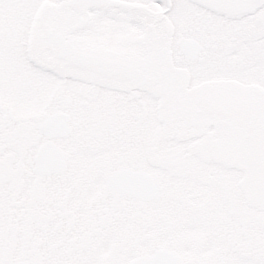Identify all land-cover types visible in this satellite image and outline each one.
I'll return each instance as SVG.
<instances>
[{"label": "snow or ice", "instance_id": "obj_1", "mask_svg": "<svg viewBox=\"0 0 264 264\" xmlns=\"http://www.w3.org/2000/svg\"><path fill=\"white\" fill-rule=\"evenodd\" d=\"M0 264H264V0H0Z\"/></svg>", "mask_w": 264, "mask_h": 264}]
</instances>
